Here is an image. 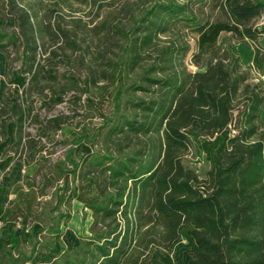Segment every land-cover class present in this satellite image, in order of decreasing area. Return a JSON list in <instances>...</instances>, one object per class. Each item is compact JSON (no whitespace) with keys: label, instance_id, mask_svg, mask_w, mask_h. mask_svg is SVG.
<instances>
[{"label":"trees","instance_id":"1","mask_svg":"<svg viewBox=\"0 0 264 264\" xmlns=\"http://www.w3.org/2000/svg\"><path fill=\"white\" fill-rule=\"evenodd\" d=\"M91 3L95 16H104L87 37L55 21V10L33 19L32 6L0 0V53L9 64L26 51L28 75L15 99L0 98V143L13 126L2 157L40 147L28 125L57 131L70 118L43 119L40 109L51 111L71 93V115L77 116L82 96L91 105L90 91L123 80L117 108L98 129L100 153H92L82 171L97 198L84 206L92 218L88 234L71 248H56L54 236L66 216L45 199L30 218L41 225V236L30 232L15 260L9 247L17 238L0 241V264H39L32 260L45 246L55 251L51 264H159L147 254L167 250L184 228L195 245L186 264H264V88L232 48L219 57L216 43L194 53L191 43L211 24L232 18L246 39L258 41L264 0ZM77 130L53 169H45L47 157L37 160L39 197L52 186L51 175L56 182L67 170L75 176L84 158L76 146L89 132ZM59 192L53 189L55 198Z\"/></svg>","mask_w":264,"mask_h":264},{"label":"rangeland","instance_id":"2","mask_svg":"<svg viewBox=\"0 0 264 264\" xmlns=\"http://www.w3.org/2000/svg\"><path fill=\"white\" fill-rule=\"evenodd\" d=\"M19 2L23 7L32 6L31 14L33 19L35 15H37V18L51 15L49 10H55L56 13L52 14L55 17V21H59L60 24L70 30L77 31L78 35L81 32H86L88 34L87 37L93 36V33L89 30L94 24H98L104 16V11H100L99 17L95 16L91 0L86 4L78 0H19ZM107 9L111 10V8ZM112 10L115 9L112 8ZM260 22L264 21L260 20ZM219 23L226 29H213L203 35H197L191 40L193 53L200 52V49L206 43L213 42L221 50L217 53L219 57L223 56L222 49L232 48L241 56L243 67L249 71L252 78L256 77L258 83L264 88V37L256 42L246 41L238 37L241 34V29L237 21L231 20L230 23ZM45 41L49 40L45 38ZM87 41H90V39ZM19 55V59L12 60L8 64L10 57L6 53H0V98L5 95L11 101L19 94L20 89L26 86L28 78L26 74V51H21ZM211 56V54H208L207 58L209 59ZM189 58L192 59V56H189ZM189 66L192 70L198 69V66L192 62H189ZM63 68L60 67V71ZM122 87L123 80L118 77L113 85L100 92H96L93 89L90 91L91 105L85 103V96H82L81 107H78L77 116L71 115L70 110L75 106L73 99H69L71 93L66 95V101L56 105L51 111L40 109L39 115L43 119L60 114H69L70 118L57 131H46L42 125H28L26 127L27 132L37 139L40 147L22 152L20 156L13 157L10 153L6 157L1 156L4 144L12 138L13 126L9 124L8 139L0 143V187L5 189L3 195L0 196V241L8 243L13 236L17 238V245L9 247L10 254L14 260L17 259L19 249L27 245L30 232L41 236V225L38 222H32L30 218L39 211V203L45 199L52 201V204L57 206V210L66 216L61 218L60 232L54 236L56 248L60 246L71 248L78 244L80 237L88 234L92 218L90 210L84 206L87 202L94 201L97 198L94 190L92 188L89 189L87 184L82 182V171L84 163L89 156L92 153H100V145L97 138L98 129L104 120L112 116L117 108L118 95ZM35 106L38 107L39 103L36 102ZM261 120L264 122L262 111ZM83 126L89 132L85 135L83 142L76 146L75 154L77 152L83 153L84 158L75 176L73 177L70 171L67 170L63 178L56 182L51 175L52 186L46 190L47 195H45V198L39 197L33 181L35 171L38 168L37 160H44L47 157L49 163L46 164L45 169H53L54 162L63 158L65 149L68 147L67 143L76 135V132H78L77 128ZM197 158V155H192L190 160L193 162ZM14 167L17 168V171L12 173L10 177ZM205 169L206 164L202 163L198 169L199 175H202ZM7 178L10 179L7 181ZM13 180L18 181L23 189H25V183H27L31 188L35 189L36 194H31L26 189H19L14 195H11L10 189ZM40 181L41 178L36 176L35 182L40 184ZM55 187L60 188L57 198L52 193ZM74 191L75 195L73 196ZM7 216L12 217L8 219ZM194 250V242L188 236L187 229L184 228L179 238L167 250L152 249L147 256L154 257L159 264H186ZM54 252V250H49L45 246L37 251L32 262L51 264L49 260Z\"/></svg>","mask_w":264,"mask_h":264},{"label":"crops","instance_id":"3","mask_svg":"<svg viewBox=\"0 0 264 264\" xmlns=\"http://www.w3.org/2000/svg\"><path fill=\"white\" fill-rule=\"evenodd\" d=\"M237 21L238 22V24H239V27L241 28V23L238 21V20H236L235 18H232V21ZM222 24H220L219 22L218 23H214V24H211L209 27H207L200 35H203V34H205L207 31H210V30H223V29H226V28H224V26H221ZM241 32V31H240ZM238 37H240L241 39H243V40H246V41H249L248 39H246L243 35H242V33L240 34V36H238ZM262 114H264V105H262ZM12 139V138H11ZM10 139V140H11ZM2 151V150H1ZM17 171V168L16 167H14V168H12V171H11V173H10V177L12 176V173H15ZM8 179H10V178H7V181H8ZM26 185V187H25V189H26V191H28V192H30L31 194H36V192H35V189L34 188H31L27 183H25ZM25 190V189H23V187L21 186V185H19V182L18 181H12V184H11V189H10V194L11 195H14L18 190ZM3 192H5V189H3V188H1L0 187V196H2L3 195ZM96 195V194H95ZM36 214V213H35ZM75 215V214H74ZM72 216V215H71ZM70 216V217H71ZM76 216V215H75ZM12 216H7V218L9 219V218H11ZM73 217V216H72ZM40 233H42V232H40ZM54 245L56 246V244H55V242H54Z\"/></svg>","mask_w":264,"mask_h":264},{"label":"built area","instance_id":"4","mask_svg":"<svg viewBox=\"0 0 264 264\" xmlns=\"http://www.w3.org/2000/svg\"><path fill=\"white\" fill-rule=\"evenodd\" d=\"M252 71H253V70H252ZM253 73H254V72H253ZM253 80H254V81H256V82H258V80H257V78H256V77H255V78H253Z\"/></svg>","mask_w":264,"mask_h":264}]
</instances>
